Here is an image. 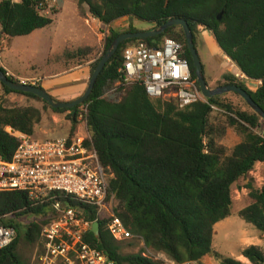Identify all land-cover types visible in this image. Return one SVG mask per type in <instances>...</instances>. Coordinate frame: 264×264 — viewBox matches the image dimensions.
Returning a JSON list of instances; mask_svg holds the SVG:
<instances>
[{
    "label": "trees",
    "instance_id": "1",
    "mask_svg": "<svg viewBox=\"0 0 264 264\" xmlns=\"http://www.w3.org/2000/svg\"><path fill=\"white\" fill-rule=\"evenodd\" d=\"M77 8L81 17L89 13L109 27L102 54L121 33L140 31L132 25L124 30L111 28L124 17L146 22L151 28L170 18L184 19L193 33L195 46L199 28L210 32L223 54L243 75L260 81L259 87L251 91L241 79L227 73L222 85L240 86L264 110V0H77ZM57 9L60 8L45 15L37 10L35 0H0V33L6 38L29 35L49 26ZM164 38L182 44V55L196 80L184 32L180 26H172L159 36L122 42L98 76L88 99L74 108L54 109L38 96L14 91L0 82L5 94L16 93L43 103L39 109L4 106L0 102V157L9 160L18 145L7 127L34 135L35 127L49 109L53 115L67 113L69 134H74L82 114L91 144L104 170L111 175L113 211L135 236L116 241L107 229L108 214L97 217L89 207L84 209L83 216L100 225L98 236L86 234L85 240L92 247L106 253L116 264H161L151 255L172 264L200 261L208 255L218 264H247L213 251L212 240L215 224L232 213L233 184L252 171L256 163L264 162V140L255 131L261 123L264 126V120L248 105L249 111L223 101L225 93L180 109L173 101L150 98L140 81L124 84L119 72L124 49L137 42L155 47ZM86 53L87 49L80 48L65 54L72 59ZM101 56L90 65L91 73ZM118 81L121 84L115 93L123 94L119 100L111 99L106 93ZM81 106L85 107L82 111ZM221 109L228 113L224 125L211 123L210 114ZM226 127L240 137L232 148L221 142ZM245 189L250 202L237 214L264 239V181L259 187L249 181ZM7 214L10 216L2 218L1 223L14 227L16 236L9 246L0 249V264H30L20 247L38 245L41 231L53 213L43 205L33 204L24 191H3L0 216ZM24 216L33 217L24 224L18 223L17 219ZM131 240L142 242L144 250L125 253V242L132 245ZM239 255L249 264H264V249L260 245H248Z\"/></svg>",
    "mask_w": 264,
    "mask_h": 264
},
{
    "label": "built area",
    "instance_id": "2",
    "mask_svg": "<svg viewBox=\"0 0 264 264\" xmlns=\"http://www.w3.org/2000/svg\"><path fill=\"white\" fill-rule=\"evenodd\" d=\"M59 1L35 0V3L37 10L47 15L53 8H59ZM5 38L0 33V52ZM182 51V44L172 38H164L155 47L145 42L127 46L119 68L124 84L140 81L150 98L173 101L180 109L205 102ZM120 84L116 82L109 93H115ZM6 130L16 137L18 145L9 160L0 157V192L24 191L33 204L43 205L53 213L41 231L33 263L116 264L85 240L92 224L98 222L83 216L84 209L89 207L97 217L104 212L108 214L107 229L116 241L135 237L113 211L111 175L104 170L87 130L83 136L76 130L74 134L45 138L10 127ZM258 134L264 140V131ZM8 216H0V249L9 246L16 236L14 227L1 223ZM180 264H200V261Z\"/></svg>",
    "mask_w": 264,
    "mask_h": 264
},
{
    "label": "rangeland",
    "instance_id": "3",
    "mask_svg": "<svg viewBox=\"0 0 264 264\" xmlns=\"http://www.w3.org/2000/svg\"><path fill=\"white\" fill-rule=\"evenodd\" d=\"M57 14L53 15V22L44 28L36 29L26 36H18L13 38H5V44L1 48L0 66L7 71L8 75L13 76L16 80L28 79L33 77H41L51 70L54 73H61L73 70L77 65L89 62V66L102 55L104 41L109 34V27L98 21L97 18L86 13L85 17L78 14L77 0H60ZM87 10V8L85 7ZM129 25L137 29L148 28L150 24L122 18L111 25L113 29H127ZM5 47V49H4ZM87 49L84 56H76V58H68L65 53L76 52L77 49ZM196 49L200 56L205 80L210 88L222 85L223 75L227 73H236L238 67L227 58L220 48L217 46L210 32L199 28L196 36ZM89 71L86 79V87L90 78ZM235 75V74H234ZM236 76V75H235ZM238 77V76H237ZM241 79L240 77H238ZM242 80V79H241ZM27 83H33L32 80H26ZM118 92V90L116 91ZM83 93H80L82 95ZM123 93H106L111 99H120ZM61 100V99H56ZM66 101V100H64ZM223 101L232 103L235 108L242 110H251L245 101L238 95L229 92L225 93ZM0 102L4 106H34L39 109L43 108V103L37 99L29 98L16 93H3L0 87ZM85 107H80L82 111ZM226 110H214L210 114V122L224 125L226 121ZM55 115V114H54ZM67 113L57 114L56 124L52 123L51 116L53 113L46 109L42 121L35 127L36 135L41 137L42 130L53 129L50 134L41 138L58 136L70 129V123L66 119ZM77 124V134L85 135L86 126L79 115ZM226 133L221 142L228 148H232L240 141V137L234 129L226 127ZM257 133L264 131V126L255 129ZM251 172V171H250ZM241 177L236 181L231 189L232 196V213L229 217L217 222L214 226V235L212 240V249L224 256L234 258L243 263L249 264L243 256L239 255L242 248L248 245H260L264 249V239L256 228L241 219L237 212L246 206L250 199L247 196L245 184L252 182L256 187V177L251 173ZM33 216H24L17 219L18 223L24 224L27 219ZM133 241V240H131ZM143 244L140 241H133L132 245L125 242L123 251L125 253L141 252ZM21 254L32 264L34 256L38 251V245L35 247H20ZM145 254L148 252L145 249ZM161 264H169L170 262L163 257L151 255ZM200 264H218L212 255H208Z\"/></svg>",
    "mask_w": 264,
    "mask_h": 264
},
{
    "label": "water",
    "instance_id": "4",
    "mask_svg": "<svg viewBox=\"0 0 264 264\" xmlns=\"http://www.w3.org/2000/svg\"><path fill=\"white\" fill-rule=\"evenodd\" d=\"M222 13L217 16V19L220 20ZM172 26H180L184 32L186 43L188 49L192 56L193 65L195 67V75L196 81L198 83L199 90L204 98H211L217 95H221L224 93L234 92L238 94L246 104L262 119L264 120V110L252 99L250 94L236 84H224L217 86L215 88H210L205 80L203 66L194 44L193 40V33L188 25V23L181 18H170L164 23L153 27L148 30H140L136 32H124L118 35L110 44V46L106 49V51L102 54L101 58L99 59L96 67L92 71L90 78L88 80V84L86 89L84 90L83 94L80 95L78 98L73 100H55L44 88L38 87L35 84L26 83L22 81H13L11 80L7 74H5L1 67H0V82L5 86L9 87L14 91H21L34 94L47 102L50 107L54 109L58 108H74L77 105L82 104L90 94L92 93L93 87L96 83V80L102 70L104 69L106 63L112 58V56L116 53L119 45L129 39H143L148 37H155L163 34L169 27ZM100 231L99 222H94L91 227V232L98 236Z\"/></svg>",
    "mask_w": 264,
    "mask_h": 264
},
{
    "label": "crops",
    "instance_id": "5",
    "mask_svg": "<svg viewBox=\"0 0 264 264\" xmlns=\"http://www.w3.org/2000/svg\"><path fill=\"white\" fill-rule=\"evenodd\" d=\"M150 26L151 25H149L148 28H142L140 30H148L151 28ZM89 70H90L89 62H85L83 64L77 65L71 71L54 73L53 71L55 70H51L50 72H48L47 74L41 77H33L28 79L32 80L33 83L35 82L39 83L40 86L44 88L53 98L67 101L79 95L80 93L84 92V90L86 89V79ZM237 70L238 71L234 74L242 79V81L245 83V85L248 87L249 90L255 91L259 87L260 81L249 79L245 75H243L239 69ZM28 79L21 78L19 79V81H26ZM51 119H52L51 122L56 124V121L58 119L57 116L53 115L51 116ZM52 131L54 130L51 128L47 130H42L40 132V135L42 137L44 135L50 134ZM68 133L69 130L61 135L58 136L54 135L50 137H61L67 135ZM34 135H36V131ZM250 173L258 180L256 181L257 184L258 183L262 184L264 181V162L256 163L254 169ZM257 186L259 187V184Z\"/></svg>",
    "mask_w": 264,
    "mask_h": 264
},
{
    "label": "bare ground",
    "instance_id": "6",
    "mask_svg": "<svg viewBox=\"0 0 264 264\" xmlns=\"http://www.w3.org/2000/svg\"><path fill=\"white\" fill-rule=\"evenodd\" d=\"M243 259H245V258L243 257Z\"/></svg>",
    "mask_w": 264,
    "mask_h": 264
}]
</instances>
